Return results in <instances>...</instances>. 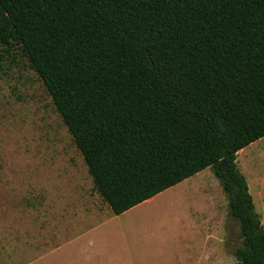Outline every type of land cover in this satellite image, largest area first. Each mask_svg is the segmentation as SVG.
I'll list each match as a JSON object with an SVG mask.
<instances>
[{"label": "trees", "instance_id": "16d2710c", "mask_svg": "<svg viewBox=\"0 0 264 264\" xmlns=\"http://www.w3.org/2000/svg\"><path fill=\"white\" fill-rule=\"evenodd\" d=\"M14 50L116 215L210 168L238 264H264L237 164L264 137V0H0V60Z\"/></svg>", "mask_w": 264, "mask_h": 264}, {"label": "rangeland", "instance_id": "374dc122", "mask_svg": "<svg viewBox=\"0 0 264 264\" xmlns=\"http://www.w3.org/2000/svg\"><path fill=\"white\" fill-rule=\"evenodd\" d=\"M237 160L248 181L251 175L257 202L264 206V181L255 180H264V137L243 148ZM203 177L219 184L213 205L225 210L227 222L226 241L211 244V257L225 256V264H238L234 252L241 245L239 222L230 215L227 197L210 168L191 186ZM186 188V184L169 188L125 217L146 221L141 230L129 229L134 242L124 240L125 230L116 224L124 217L113 218L106 227H92L93 216L111 215L110 206L94 189L84 158L43 81L20 51L4 53L0 60V264H25L24 258L11 256L15 252L40 256L34 264H200L193 255L203 254L202 243L192 241L186 209L207 202L190 189L178 207L177 194ZM261 218L264 221L263 214ZM92 237L97 239L95 246L87 244ZM192 246L197 250H190Z\"/></svg>", "mask_w": 264, "mask_h": 264}, {"label": "crops", "instance_id": "0c3cea01", "mask_svg": "<svg viewBox=\"0 0 264 264\" xmlns=\"http://www.w3.org/2000/svg\"><path fill=\"white\" fill-rule=\"evenodd\" d=\"M242 150V149H241ZM240 150V151H241ZM239 151V152H240ZM238 152V153H239ZM237 164L239 165V162L237 160ZM239 167V166H238ZM205 170V169H204ZM200 171L198 173H196L195 175L183 180L182 182L170 187L172 189L175 188H180L183 185H187L186 188V192L179 195L177 194L176 200L178 201V207L183 206V202L186 201V198L189 193L188 191L190 189H193L195 192V194L197 196H200V198L202 200H206V204L202 203L200 205L194 204V205H189L187 206L186 209V214L188 215V219H189V231L192 237V241L193 242H198V243H202V248L201 250L203 251V254H199V256L197 254L193 255L194 259H199L201 260L200 264H225V259L226 257H221L220 255H218V258H215L213 260V258L211 257V252L210 251V246L211 244L214 243H222L226 241V234H227V230H226V226H227V222H226V214H225V210L222 209L219 206H214L213 205V197H214V188H216V186L218 187L219 184L216 182V180H214L212 177V174H210L211 177H209L208 182H206L204 179V177L202 178L203 181L201 182L200 180H198V182H195L193 184V186H191V182L195 179V177H199L201 176L202 172L204 171ZM243 170V169H242ZM244 172L246 174H248L245 170ZM243 173V172H242ZM244 174V173H243ZM250 179L248 181L249 185V190L250 193L253 196V199L256 198V194L257 192L255 191L254 187L252 186V179H251V175ZM253 177V176H252ZM247 179V178H246ZM255 180H257V182H263V179L260 178H255ZM210 181V182H209ZM258 182V184H260ZM199 183V184H198ZM212 184V187L210 186V184ZM220 183V182H219ZM264 184L262 183V186ZM261 186V187H262ZM174 187V188H173ZM220 187V186H219ZM252 187V189H250ZM169 189V188H168ZM197 189V190H195ZM223 189V188H222ZM167 190V189H166ZM165 191V190H164ZM217 191H221L217 188ZM220 192V193H221ZM223 193V192H222ZM158 195V194H157ZM225 195V194H224ZM264 195V194H263ZM185 196V197H184ZM258 196V194H257ZM155 197V196H154ZM153 198V197H152ZM152 198L136 205L135 207L127 210L126 212L120 214V215H116L112 209L110 210L111 215H106V216H98L95 215L92 218L95 219L94 223L92 224V227L95 226L96 229L104 226L106 227L107 224H109L111 221H113L112 219L115 217L121 218L124 217V219L121 222H117L116 224L122 227V229L125 230V233L123 235V239L127 240L129 239L130 242H134V237L131 235V231H129V229L134 228L135 229H142L143 226L146 224V221L144 222L143 219H141L142 217L138 218H134V221H128V219H126L125 217H128L129 215H131L134 211H136L139 208L144 207L146 204H148L149 202L152 201ZM197 203V202H194ZM256 209L259 208L261 210V214H263L264 216V206H261L258 202H257V198L256 201L254 200ZM260 215L261 218V214L258 213ZM262 223L264 224L263 218H261ZM119 226V227H120ZM68 237V236H66ZM96 237V236H95ZM76 239H82V237H76ZM140 240H144V237L139 238ZM146 240V238H145ZM67 242H64L63 244H65ZM89 245H96L97 244V239H95L94 237H92L88 243ZM58 247V246H57ZM56 248V247H55ZM141 248V246H140ZM190 250H197L196 247H191ZM19 253V254H18ZM18 253H13L11 256H13V258H24L25 260V264H34L35 262L39 261L41 259L40 256H35V257H27V255L22 256L21 253L24 252H18Z\"/></svg>", "mask_w": 264, "mask_h": 264}]
</instances>
